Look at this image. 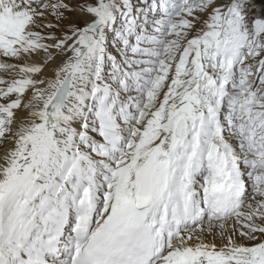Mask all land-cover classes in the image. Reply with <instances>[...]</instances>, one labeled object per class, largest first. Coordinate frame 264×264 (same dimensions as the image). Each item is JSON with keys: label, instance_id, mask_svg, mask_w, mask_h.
Listing matches in <instances>:
<instances>
[{"label": "snow or ice", "instance_id": "snow-or-ice-1", "mask_svg": "<svg viewBox=\"0 0 264 264\" xmlns=\"http://www.w3.org/2000/svg\"><path fill=\"white\" fill-rule=\"evenodd\" d=\"M0 264H264V0H0Z\"/></svg>", "mask_w": 264, "mask_h": 264}, {"label": "bare ground", "instance_id": "bare-ground-1", "mask_svg": "<svg viewBox=\"0 0 264 264\" xmlns=\"http://www.w3.org/2000/svg\"><path fill=\"white\" fill-rule=\"evenodd\" d=\"M3 73H0V75H2Z\"/></svg>", "mask_w": 264, "mask_h": 264}]
</instances>
